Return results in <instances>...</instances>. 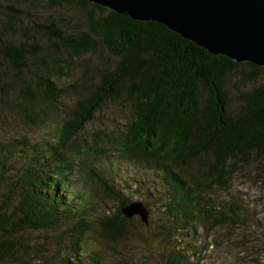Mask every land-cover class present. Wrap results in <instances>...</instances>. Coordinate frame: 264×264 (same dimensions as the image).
<instances>
[{"label": "trees", "instance_id": "trees-1", "mask_svg": "<svg viewBox=\"0 0 264 264\" xmlns=\"http://www.w3.org/2000/svg\"><path fill=\"white\" fill-rule=\"evenodd\" d=\"M48 1L53 6L75 3L88 21L86 32L74 38L63 35L53 22L45 26L58 44L59 57L79 58L100 42L118 61L77 97L54 144H30L24 138L0 143V264H27L20 257L32 253L26 236L39 231H60L62 242H68L67 252L59 262L56 257L55 264H84L79 245L88 230V202L80 187L73 186L79 167L87 171L84 184L117 203L115 213L97 219L104 239L115 244L125 234L133 218L121 209L131 201L99 171L83 164L81 156L84 149L106 153V144H88L82 132L108 100L124 97L131 110L117 144L108 138V145L117 147L127 161L163 174L170 198L160 206L171 220L168 230L187 228L195 211L212 215L208 202L200 204L206 191L223 185L239 165L264 159V80L256 83L264 67L210 55L154 22L132 21L82 0ZM33 51L21 45L0 46L2 58L18 67ZM58 69L46 66L42 76L30 80L34 89L22 81L18 105L25 121L33 119L29 112L47 118L65 97L52 80ZM101 137L93 134L94 141ZM229 219L221 214L216 225H226ZM172 255V263L184 257L179 250Z\"/></svg>", "mask_w": 264, "mask_h": 264}, {"label": "rangeland", "instance_id": "rangeland-1", "mask_svg": "<svg viewBox=\"0 0 264 264\" xmlns=\"http://www.w3.org/2000/svg\"><path fill=\"white\" fill-rule=\"evenodd\" d=\"M49 22L55 23L63 35L73 38L80 37L88 27L85 12L73 2L53 6L48 0H0V46L21 45L36 50L27 54L30 59L23 61L20 67L8 63L0 55V143H14L13 140L24 138L30 144H54L64 116H67L77 97L118 61L100 42L95 43L91 53L79 58L59 57L57 42L44 30ZM63 63L66 65H60ZM24 65H27L25 69ZM50 65L59 67L51 74L52 80L66 95L47 118L39 119L29 112L33 119L27 122L22 118L24 116H21L23 113L18 105L21 101L19 87L24 86V80L34 89L30 80L36 81ZM244 70L249 71V68ZM235 76L230 82V89L236 83ZM263 80L264 74L256 83ZM40 108L35 104V111L39 112ZM130 120V106L124 97L103 103L94 120L84 127L82 135L88 144H106V153L93 154L84 149L81 156L83 164L99 171L125 198L149 207L148 225L144 226L137 216L133 217L119 242L109 244L97 219L115 213L117 203L105 197L95 186L84 184L87 171L79 167L73 186L80 187L88 202L84 214L88 230L79 245L82 262L264 264V159L239 165L223 185L206 191L200 204L205 206L208 202L213 207L212 215L195 211L187 228L178 226L179 230H168L172 228L171 220L162 213L160 206L170 198L163 174L127 161L117 147L108 145V138L117 144L123 126ZM96 133L102 137L94 141L93 134ZM73 166L77 167L76 164ZM221 214L229 215L230 219L226 225L217 226ZM63 230L68 234V230ZM26 237L32 253L20 254V257L27 264H55V258L59 262V256L67 252L65 247H68V242H62L60 231L33 232ZM174 250L184 255L177 263L171 262ZM69 255L72 254L69 252ZM12 262L10 260L7 264ZM17 263L23 264L18 260Z\"/></svg>", "mask_w": 264, "mask_h": 264}, {"label": "water", "instance_id": "water-1", "mask_svg": "<svg viewBox=\"0 0 264 264\" xmlns=\"http://www.w3.org/2000/svg\"><path fill=\"white\" fill-rule=\"evenodd\" d=\"M132 21L154 22L210 55L264 67V0H82ZM127 218L148 225V209L131 202Z\"/></svg>", "mask_w": 264, "mask_h": 264}]
</instances>
